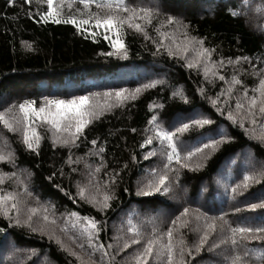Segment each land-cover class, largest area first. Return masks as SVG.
Returning a JSON list of instances; mask_svg holds the SVG:
<instances>
[{
  "label": "snow or ice",
  "instance_id": "6c2138e0",
  "mask_svg": "<svg viewBox=\"0 0 264 264\" xmlns=\"http://www.w3.org/2000/svg\"><path fill=\"white\" fill-rule=\"evenodd\" d=\"M35 2L38 7L35 12L29 8L27 19L37 24L71 25L78 34H86V38L91 37L93 42L102 34L110 49L100 53L105 57L126 60L129 55L125 38L127 32L130 30L141 36L146 46L151 44L153 57L167 56L201 76L197 94L207 100L222 120L216 123L206 110H189L188 115L165 122L157 114L164 105L150 103L149 111L153 114L147 120L143 139L139 143V148L145 149L140 158L145 161L158 159L150 163L135 185V195L145 198L137 201L145 206V212L141 216L135 210L130 211L118 226H114L111 240H102L101 234L107 235L106 213L117 199L116 188L129 163L108 169L105 142L98 138L88 140L86 129L106 113L135 101L142 92L168 86L167 80L148 79L134 89L121 87L67 99L45 96L38 104L35 100L24 99L6 105L0 109V128L17 134L26 152L39 155L43 136L38 128L44 127L53 149H67L69 154L63 164L68 166L69 171L77 172L78 169L72 165L83 163L85 180L75 183V196L60 184L54 183L53 187L74 204L77 198L89 204L104 219L67 209L57 215L52 201L38 199L27 186V177L31 173L24 169L12 172L0 169V221L7 222L0 223V247L9 249V254L0 264L6 261L15 264L21 252L26 254V258L39 254L37 248H18L13 230H24L28 235H38L41 240L46 238L65 255L67 264H197L196 258L201 257L205 250L223 256V264H264V212L258 217L245 220L237 217L233 221L226 211L212 213L205 206L193 207L194 190L193 197L184 201L181 208L163 217L151 214L152 206L168 205L164 201L148 199L156 196L177 198L176 189L180 188L184 170L201 171L224 145L236 140L233 129H240L249 141L264 148V56L259 64L249 62L248 69L243 70L238 66L242 61H250L249 56L216 58V48L204 37L194 34L184 17L163 9L159 0H67L69 9L74 3L81 6L69 15L62 13L65 0ZM6 3L11 7L15 5V0H6ZM32 3L33 0H23V5L30 6ZM92 7L96 11H91ZM243 9L264 15V0L255 7L250 0H244L239 9L230 3L228 11L238 19ZM27 48L32 51L30 45ZM228 67L233 68L232 74H226ZM242 71L256 77L255 86L249 88L244 84L240 79ZM217 81L223 82L219 91L209 94L208 86H214ZM170 87L169 99L190 103L182 86L173 84ZM214 124L215 127H211ZM194 129L206 131H201L194 140L185 143L182 136ZM81 142L91 147L84 157L74 159L73 149L79 148ZM253 149V145L243 146L226 162L230 170L237 164L240 166L239 179L223 184L230 201L239 202L237 198L243 197L250 187L264 183V161H257ZM87 157H95L96 161L90 164ZM128 159L132 164L139 163L135 153H130ZM15 160L16 155L8 138L0 134V163H8L16 169ZM58 171L63 176V168ZM21 173L25 174V179H21ZM55 175L56 171L45 179L52 180ZM8 181H14L15 186L11 190L3 187ZM183 191L186 193L187 188ZM124 192L128 193L130 189L125 187ZM244 203L247 211L264 210V196L258 197L256 203L247 200ZM229 208L233 214L245 210L236 204H230ZM185 232L194 233L196 239L188 243L184 238ZM253 241L260 246L249 247L248 244ZM129 249L130 252L126 251ZM121 253L125 255L118 259ZM40 264L53 262L45 254Z\"/></svg>",
  "mask_w": 264,
  "mask_h": 264
},
{
  "label": "trees",
  "instance_id": "16d2710c",
  "mask_svg": "<svg viewBox=\"0 0 264 264\" xmlns=\"http://www.w3.org/2000/svg\"><path fill=\"white\" fill-rule=\"evenodd\" d=\"M59 2V0H56ZM163 9L168 12L179 14L190 23L194 34L204 37L218 53L216 58H235L236 56H249L250 61H242L238 66L241 70L248 69L249 62L260 63L264 56V15L258 14L251 9H243L240 18H234L229 14L231 6L239 9L244 0H159ZM253 7L259 5L261 0H250ZM38 5L35 0L29 5H23V0H15L14 6H7L6 0H0V109L24 99H32L39 103L42 97L67 99L77 95H88L90 93H104L114 91L118 88L134 89L148 79L164 78L168 86L156 87L142 92L135 101H131L123 108H116L106 113L100 120L95 121L86 129L87 139L98 138L105 142V163L108 169L117 167L119 164L129 163V167L122 174L121 182L116 188L117 199L106 213L107 235L101 234L102 240H111L114 234V226H118L122 218L130 211L135 210L141 216L145 212V206L137 201L145 199L135 195L136 181L140 179L150 163H155L158 158L145 161L140 154L145 149L139 148L143 139V130L147 120L153 114L148 105L155 102L163 104L164 108L159 110L165 122L189 114V110L197 112L206 110L211 113L216 123L222 118L197 94V88L202 78L196 71H190L181 66L182 62L169 60L167 56L153 57L151 44L145 45L143 38L132 31H128L126 41L129 47L128 58L116 59L100 55L109 51L102 34L93 42L86 34H78L76 29L66 24H37L34 20L26 18V13L31 8L35 12ZM81 6L74 3L73 7H67L65 0L62 13L69 15L75 13ZM46 10V6L44 7ZM91 11H96L94 7ZM30 45L32 51L27 46ZM233 68L228 67L226 74H232ZM240 79L249 88L257 83L256 77L250 73H243ZM222 81H217L214 86H208L209 94L214 95L222 86ZM179 84L183 87L190 103L185 104L180 100L169 99L171 85ZM102 99V97H101ZM224 123H227L224 121ZM211 127H215V124ZM229 128L231 126L229 125ZM131 129H136L135 132ZM38 131L43 136L39 155L26 152L19 142L17 134L8 133L0 128V134L9 140L11 149L16 155V169L8 163H0V169L4 172L26 170L31 173L27 177V186L42 201H52L57 209V215L65 209L76 210L80 214H91L97 218L100 214L89 204L80 201L74 204L53 184H60L75 196L77 181L84 182L86 169L83 163L72 167L77 172H71L63 160L69 154L67 149H53L46 128L40 127ZM201 131L205 129H194L185 133L182 139L185 143L194 140ZM236 140L231 144L224 145L220 151L215 153L207 162L206 166L199 172H187L181 177L180 188L176 189V201L168 196H156L158 201H164L168 207L153 205L152 213L166 214L176 212L181 208L184 201L180 196L185 195L189 200L195 198L197 205L207 207L210 212L218 213L223 210L229 213L228 218L236 221L258 217L264 210L250 212L246 210L245 200L256 203L257 198L264 196V183L253 185L238 201H230L223 187L224 183H231L240 177V166L237 164L231 170L226 162L235 153L241 151L243 146L253 145L254 155L258 162L264 161V148L249 141L240 129H233ZM91 145L81 142L79 148L73 149V158L84 157V153ZM130 153H135L139 163L132 164L128 159ZM88 163L96 161L95 157H87ZM63 168L64 174L60 175L59 169ZM56 171L52 180L45 177L51 176ZM101 178H103L101 174ZM21 179L25 174L21 173ZM220 183H217V181ZM15 186L14 181L6 182L3 187L11 190ZM128 187L130 192H124ZM203 187V191L201 188ZM187 188V192L183 191ZM230 204H236L245 209L239 214H233L229 208ZM6 224V221H0ZM16 246L18 248H37L38 256H31L24 264H40V259L47 254L53 264H67V259L59 252L54 244L45 238L41 240L38 235H28L24 230H13ZM185 240L188 243L196 239L192 232H185ZM249 247H258L255 241L248 244ZM135 247V246H133ZM6 247H0V261L7 252ZM131 251V249L126 250ZM125 253H121L123 257ZM201 257L203 259H201ZM201 257H197V264H223V256H217L214 252L203 251Z\"/></svg>",
  "mask_w": 264,
  "mask_h": 264
},
{
  "label": "rangeland",
  "instance_id": "374dc122",
  "mask_svg": "<svg viewBox=\"0 0 264 264\" xmlns=\"http://www.w3.org/2000/svg\"><path fill=\"white\" fill-rule=\"evenodd\" d=\"M180 200H181V201H186L187 199H185V195H182V196H180ZM172 201H173V203H176V204L180 202V201H176L175 199H173ZM194 203L197 204L196 201H195ZM156 215H161V216H163V217L166 216V214H164V213H162V214H156ZM8 254H9V249H7V252H6V254L4 255V257L7 256ZM4 257H3V258H4ZM29 258H31V257H29ZM29 258H26V254H25L24 252H21V253L19 254L18 259L15 261V264H21V261H22L23 264H24V262L26 261V259H29ZM42 258H43V257H42ZM38 263H40V262L38 261ZM4 264H13V261H6V262H4Z\"/></svg>",
  "mask_w": 264,
  "mask_h": 264
}]
</instances>
